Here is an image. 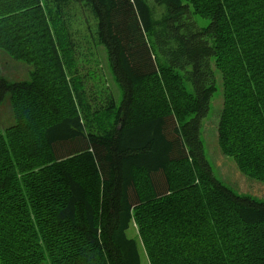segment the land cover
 <instances>
[{"label": "trees", "instance_id": "16d2710c", "mask_svg": "<svg viewBox=\"0 0 264 264\" xmlns=\"http://www.w3.org/2000/svg\"><path fill=\"white\" fill-rule=\"evenodd\" d=\"M70 1L0 0V49L31 65L0 76V264H264V201L201 139L221 91L219 146L264 181V0H85L120 103L80 72Z\"/></svg>", "mask_w": 264, "mask_h": 264}, {"label": "rangeland", "instance_id": "374dc122", "mask_svg": "<svg viewBox=\"0 0 264 264\" xmlns=\"http://www.w3.org/2000/svg\"><path fill=\"white\" fill-rule=\"evenodd\" d=\"M66 16L72 31L79 44V68L81 73L94 72L96 78L90 81V85L95 90H111L118 103L122 97V90L118 82L114 79L111 69L106 62L102 47H94L91 39V31L97 29V21L86 1H70L65 5ZM210 19L200 18L198 24L207 26ZM91 29V31H90ZM31 65L21 60L14 59L0 49V76L9 81H23L30 78ZM219 74V73H218ZM221 83L220 74L218 76ZM109 88H108V86ZM223 106V97L221 91H217L211 107L202 121L201 139L204 147V155L209 162L214 175L234 192L240 195H249L264 201V181L245 175L236 164L234 158L225 154L218 141V121L220 111ZM14 113L11 99H6L0 103V130L6 129L14 121ZM130 236L136 235V229L132 226L128 232ZM142 261L144 264H150L147 256L142 252ZM44 264H50L46 260Z\"/></svg>", "mask_w": 264, "mask_h": 264}, {"label": "bare ground", "instance_id": "6f19581e", "mask_svg": "<svg viewBox=\"0 0 264 264\" xmlns=\"http://www.w3.org/2000/svg\"><path fill=\"white\" fill-rule=\"evenodd\" d=\"M26 94V93H25ZM31 94V93H30ZM22 96V95H21ZM24 97V96H23ZM23 99V98H22ZM24 100V99H23ZM26 100V99H25ZM17 101V100H16ZM30 101V100H29ZM26 103V102H25ZM30 104V103H29ZM15 106V105H14ZM25 106V105H24ZM37 106V105H36ZM27 108V107H26ZM33 108V107H32ZM34 109V108H33ZM19 110V109H18ZM26 110V109H25ZM19 112V111H18Z\"/></svg>", "mask_w": 264, "mask_h": 264}]
</instances>
